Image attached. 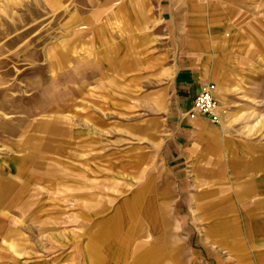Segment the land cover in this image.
Listing matches in <instances>:
<instances>
[{
    "label": "rangeland",
    "instance_id": "obj_1",
    "mask_svg": "<svg viewBox=\"0 0 264 264\" xmlns=\"http://www.w3.org/2000/svg\"><path fill=\"white\" fill-rule=\"evenodd\" d=\"M247 1L248 31L223 53L235 88L259 100L264 0L249 14ZM107 16L98 0H0V264H264V176L254 192L228 179L206 188L163 161L154 102H167L157 92L171 79L157 68L176 55L163 38L126 42L130 129L119 74L95 57ZM241 100L264 118L263 104Z\"/></svg>",
    "mask_w": 264,
    "mask_h": 264
},
{
    "label": "crops",
    "instance_id": "obj_2",
    "mask_svg": "<svg viewBox=\"0 0 264 264\" xmlns=\"http://www.w3.org/2000/svg\"><path fill=\"white\" fill-rule=\"evenodd\" d=\"M98 1L108 15L106 23L100 25L113 29L112 32L102 30L99 35L96 34L100 47L95 51L98 55L95 57H101L108 73L119 74L115 76L121 89L119 102L130 129L132 126L129 124L126 101V58L136 55V52L127 54L126 42L130 45V41H133L132 45L135 46L142 39L156 41L163 38L167 42L165 45L171 47L169 53L176 54L172 59L164 57L159 60L171 65L157 68L169 70L171 79L167 88L163 87L157 92L162 99L166 94L167 102H154V110L159 108L162 120L160 130L156 128L155 138L157 145L160 143L158 136L162 138L163 161L176 169L177 173L186 175L187 180H204L206 183L203 186L206 188L216 186L213 182L216 179H228L233 187L245 186L256 191L254 177L264 176V118L250 112L241 99L259 101L264 105V94L257 100L258 90L236 89L233 83L240 79L233 73V64L223 53L239 47L230 45L235 42V33L248 31L244 26L246 21H251L249 0V18L241 10L245 0ZM128 24L131 26L125 33L120 26ZM59 50L60 59L57 53L56 66L58 68L60 65L61 70L64 67L68 71L65 63L67 53L61 48ZM69 59L73 73L71 51ZM134 70L137 71L136 67ZM205 84L214 86L218 106L217 124L200 116L189 117L193 99ZM135 87H138L137 82ZM139 103L145 107V95L137 92L135 105ZM147 125L138 122L133 127L140 135H146L151 130Z\"/></svg>",
    "mask_w": 264,
    "mask_h": 264
},
{
    "label": "built area",
    "instance_id": "obj_3",
    "mask_svg": "<svg viewBox=\"0 0 264 264\" xmlns=\"http://www.w3.org/2000/svg\"><path fill=\"white\" fill-rule=\"evenodd\" d=\"M217 109L218 106L215 99L214 86L212 84H205V86L201 88L200 93L193 99L189 117L193 118L195 116H200L213 124H217Z\"/></svg>",
    "mask_w": 264,
    "mask_h": 264
}]
</instances>
